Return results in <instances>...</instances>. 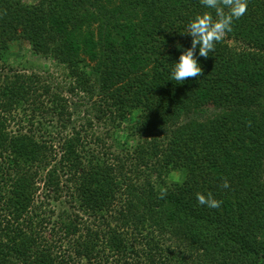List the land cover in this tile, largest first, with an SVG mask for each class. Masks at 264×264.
<instances>
[{"label":"trees","instance_id":"1","mask_svg":"<svg viewBox=\"0 0 264 264\" xmlns=\"http://www.w3.org/2000/svg\"><path fill=\"white\" fill-rule=\"evenodd\" d=\"M205 10L0 0V264H264V0L207 59L197 49L200 77L170 80ZM19 40L83 93L95 78L94 115L129 122L127 148L90 121L68 132L66 98L7 61ZM208 192L218 209L198 203Z\"/></svg>","mask_w":264,"mask_h":264},{"label":"rangeland","instance_id":"2","mask_svg":"<svg viewBox=\"0 0 264 264\" xmlns=\"http://www.w3.org/2000/svg\"><path fill=\"white\" fill-rule=\"evenodd\" d=\"M231 46L234 42H228ZM10 64L16 67V70L25 72L27 74H37L43 80L47 81L52 88L64 96L68 103V112L71 115L70 126L67 131L71 130V127H78L79 125L86 124L88 121L92 123V130L97 136L104 138L108 144L113 139L118 141V144L114 145L117 150H123L127 148L129 143L126 139V128L129 122H121L120 124L115 121L114 125L108 121H98L94 115V109L97 108L100 96L98 91V82L95 78L86 75V78L91 82L92 93L86 94L75 88L73 80L67 77V72L64 67L59 64L52 57L37 56L30 51L29 45L24 41H16L10 44L9 56L7 58ZM74 88V90H70ZM206 110V109H204ZM203 110V112H205ZM135 116V113H132ZM119 124V125H118ZM118 126V128L116 127ZM127 143V144H126ZM176 173H172L168 177L167 182H174L178 180ZM58 208L63 207V200L57 205Z\"/></svg>","mask_w":264,"mask_h":264},{"label":"clouds","instance_id":"3","mask_svg":"<svg viewBox=\"0 0 264 264\" xmlns=\"http://www.w3.org/2000/svg\"><path fill=\"white\" fill-rule=\"evenodd\" d=\"M200 4L206 10L196 14L183 33L191 37V46L182 50L178 62L174 63L171 71L170 80H175L177 83H183L187 79L197 78L203 74L197 59V49L198 55L207 59L209 53L215 50L216 44L232 32L234 21L244 16L248 10V0H200ZM221 187H230L226 179L223 180ZM166 194L167 190H162L158 198L163 199ZM196 198L200 205L212 209H218L223 203L211 192L197 193Z\"/></svg>","mask_w":264,"mask_h":264}]
</instances>
